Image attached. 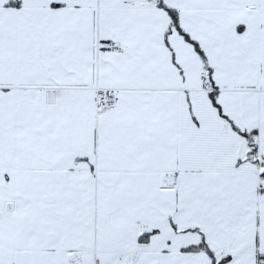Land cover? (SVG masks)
<instances>
[{"label":"snow or ice","instance_id":"snow-or-ice-1","mask_svg":"<svg viewBox=\"0 0 264 264\" xmlns=\"http://www.w3.org/2000/svg\"><path fill=\"white\" fill-rule=\"evenodd\" d=\"M0 264H264V0H0Z\"/></svg>","mask_w":264,"mask_h":264}]
</instances>
